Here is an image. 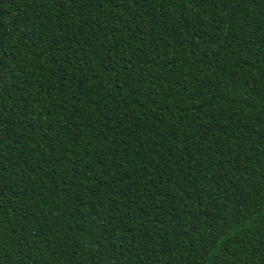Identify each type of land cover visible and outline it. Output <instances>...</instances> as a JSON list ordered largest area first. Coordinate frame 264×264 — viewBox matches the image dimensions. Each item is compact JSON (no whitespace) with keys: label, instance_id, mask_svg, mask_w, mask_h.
Here are the masks:
<instances>
[{"label":"trees","instance_id":"16d2710c","mask_svg":"<svg viewBox=\"0 0 264 264\" xmlns=\"http://www.w3.org/2000/svg\"><path fill=\"white\" fill-rule=\"evenodd\" d=\"M0 264H264V0H0Z\"/></svg>","mask_w":264,"mask_h":264}]
</instances>
